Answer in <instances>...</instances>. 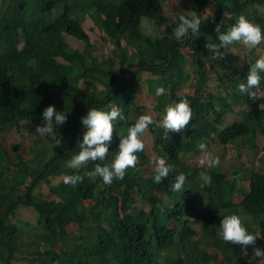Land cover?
Masks as SVG:
<instances>
[{
    "label": "trees",
    "instance_id": "obj_1",
    "mask_svg": "<svg viewBox=\"0 0 264 264\" xmlns=\"http://www.w3.org/2000/svg\"><path fill=\"white\" fill-rule=\"evenodd\" d=\"M168 1L181 6L174 19L165 16ZM259 7L264 8V0H0V264H214L217 252L202 249L200 243L213 236L223 216L233 213L236 195L243 196L240 207L252 218L255 229L249 231L260 235L256 246L262 248L264 169L254 164L246 169L244 192L237 186L239 166L232 174L240 179H231L222 167L183 159L199 153L201 142L221 145L220 152L242 144L258 153L256 138L264 137V96L253 101L236 91L251 67L245 60L235 62L233 50L241 43L221 48L219 56L205 45L209 38L219 43L217 24L226 32L240 15L264 32ZM192 10L202 20L212 16L202 23L199 36L175 40L178 15ZM86 19L111 45L113 61L103 55L102 45L90 43L83 28ZM67 36L83 49L69 45ZM94 49L101 58L93 55ZM184 49L193 58L191 67ZM252 55L253 50L246 58L253 64ZM191 72L196 74L193 82ZM211 77L217 81L215 89L208 86ZM261 77L260 89H254L258 95L264 90V73ZM143 84L156 100L158 117L181 99L192 109L189 125L179 134L170 133L168 140L162 138L160 124L148 126L150 151L174 170L162 183L154 182V165L141 134L145 148L137 153V165L123 180L105 186L88 173L96 163L110 164L120 137L140 115H148L138 102ZM158 86L165 88L164 95L156 96ZM49 105L67 114L66 123L57 127L61 146L54 149L35 131ZM110 105L119 106L125 119L115 122L108 156L79 170L69 168L68 161L79 151L81 117L88 108L107 111ZM236 106L249 109L225 127V116ZM24 129L31 133L29 143L13 141ZM260 156L258 164L264 163V153ZM180 173L187 179L180 191H173ZM64 175L83 180L65 185ZM53 178L58 179L54 184ZM41 184L47 187L46 198L35 194ZM21 207L32 210L34 223L15 220ZM220 252L223 264H252L236 245L226 243Z\"/></svg>",
    "mask_w": 264,
    "mask_h": 264
},
{
    "label": "clouds",
    "instance_id": "obj_2",
    "mask_svg": "<svg viewBox=\"0 0 264 264\" xmlns=\"http://www.w3.org/2000/svg\"><path fill=\"white\" fill-rule=\"evenodd\" d=\"M198 15L197 11H190L185 14H180L177 17V22L173 29L174 39L183 41L192 36H199L201 25L205 22ZM217 32L219 43H207L205 46L208 51L217 53L220 49H227L229 45L240 42L249 48H255L264 41V32L257 24L252 23L244 15L238 16L236 22L226 32L220 31V25L217 24L214 29ZM221 58V57H219ZM261 73H264V55L259 58L249 67L247 73L246 83H239L236 86V91L242 95H247L251 100L264 96V90H260L259 95L254 89H260ZM156 96L165 94V88L158 86L155 90ZM164 116L160 122L163 129L162 138L170 139V133H180L190 123L193 112L187 99H181L179 102L169 104L165 107ZM43 125H37L36 133L45 137L50 142V146L54 149L61 146L62 139L57 136V127L66 123L67 114L62 111H57L54 106L49 105L42 111ZM122 109L116 105H110L109 110H101L97 108H88L87 114L81 117V125L83 127L82 137L78 143L79 151L72 155L68 161V167L79 170L83 165L89 161H104L109 154V145L113 139V132L115 129V122L124 120ZM153 117L150 115H140L134 125L129 127L127 135L121 136L119 140V151L115 154L110 164L96 163L95 168L88 175L98 176L102 179L105 186H110L114 180H123L127 170L134 168L138 161L137 153L142 152L145 144L142 141L141 134L148 130V126L153 123ZM24 136L31 134L24 129ZM201 151V164H207L209 167L219 165V157H215L207 150V145L203 142L197 145ZM174 169L167 163L163 157L157 158L154 161V175L153 180L156 184L162 183L170 172ZM187 177L180 173L175 177V182L172 185L173 191H180L186 181ZM83 177L80 175H64L62 182L65 185L76 186L81 183ZM242 202V201H241ZM240 207V205H239ZM241 208V207H240ZM251 217L243 216L241 214H230L223 216L219 225V236L226 243L238 245L241 249V256H248V249H252V257L259 258V264H264V249L256 246V241L261 238L260 235L250 233L245 227V223L251 222Z\"/></svg>",
    "mask_w": 264,
    "mask_h": 264
},
{
    "label": "rangeland",
    "instance_id": "obj_3",
    "mask_svg": "<svg viewBox=\"0 0 264 264\" xmlns=\"http://www.w3.org/2000/svg\"><path fill=\"white\" fill-rule=\"evenodd\" d=\"M165 10V16L168 19H174L176 17V15L181 12V6L179 4H176L173 1H168V3L165 4L164 7ZM258 10L260 12L264 11L263 7H259ZM169 23V22H167ZM166 26V23H164L160 30L163 31L164 27ZM83 28L85 30V32L88 34L89 39H90V43L92 44V46H96V44H100L102 45V53L103 55L108 58L111 59L113 61V57L110 53L111 50V45L108 43H104L101 40L102 37V33L91 23V21H89V19H86L85 22L83 23ZM66 41L68 42L69 45H71L72 47H77V48H81L83 49V44L78 43V41H75L73 38L71 37H66ZM251 50H253V55L252 58H254V60H256L257 58H259L260 55H264V41L261 42L260 45L256 46L255 48H249L245 45H243L241 43L240 47L237 50H233V54H234V59L235 62L238 61V64L241 65L242 61H246L247 64H249L250 66L252 65V62L249 61V58L246 56H248L251 52ZM184 54H185V58H186V65H191L190 62H192V56L191 53L187 50L184 49L183 50ZM93 55L97 58H101V55L97 52L96 49L93 50ZM185 68V65L183 66ZM191 67V66H190ZM143 75V79L145 78V80L147 79L146 77H148L146 74H142ZM190 79L192 82L195 80L196 78V74L191 72L190 75ZM145 82V81H144ZM192 84L190 82H188V85ZM83 85V84H82ZM215 85H217V81L215 79V77H211V79H209L208 81V86L212 87L214 86L213 89H215ZM184 91H188V87L184 88L182 90ZM190 91V90H189ZM137 94H138V102H140V104H142L145 108H146V114L148 113V115L153 117V121H155L157 124H160L162 117H158L157 113H155V103L156 100L155 98H153V96L148 94V88L146 85L143 84V86L140 87L139 90H137ZM249 107L247 106H236L233 109V112L228 113L225 116V127L231 125L234 121H237L240 119V115L238 112L242 111V110H248ZM29 132V131H28ZM30 133V132H29ZM31 134V133H30ZM31 136V135H30ZM30 136H22L21 138H14L13 141L16 142H22L23 144H28L29 143V137ZM143 138L148 146L147 149V155L152 163V165H154V161L159 158L155 152L150 151V144L152 141V137L151 135L146 131V134L143 133ZM14 142V143H16ZM257 143V147H258V153L257 154H252L251 151H247L248 148L246 146H243L242 144L240 145L239 149H235V150H231L229 148V146L224 150V152H220V150L218 149V146H221L219 144L210 142L207 145V150L212 153L213 156L215 157H219L220 163L219 167H222L223 170L225 172H227L229 174V178H239L238 176L232 174V168L235 166H239L240 168V175H241V179L239 180V182H237V186L243 190L244 192H247V187H248V179H245V171L247 168L251 167V164L257 165V167H262V169H264V163L262 164H258V158H260L261 154L264 153V137H257L256 141ZM153 143V142H152ZM236 152V154H235ZM201 151L199 153H190L187 154L181 158H183L186 161H191L192 162H196L198 164V166L200 165H205L206 168H209V166L207 164H201L200 163V159H201ZM235 155L238 156L235 158ZM193 156V158H192ZM203 174V173H202ZM206 175L203 174V180L206 181ZM58 181V179L53 178L51 180V183L54 184ZM35 194L40 196V197H48V191H47V187L44 184H41L35 191ZM243 196L242 195H236L235 197H233V203L235 204V209L233 211L232 214H241L243 216H248L250 217L246 212H244L239 205L241 204ZM15 220H19L21 223L23 222H31L34 223L36 221V215L32 212L31 209L29 208H24L21 207L18 209V213L16 215ZM14 221V220H13ZM220 225V224H219ZM219 225L217 226L216 230H214V234L211 238L207 239V242L202 241L200 243V247L204 250H207L208 252H213L216 251V261L214 262V264H223V256L222 253L220 252V250L224 247H226V242H224L222 240V238L219 236ZM245 227L247 228V230L249 231L250 229H255L252 219L250 223H245ZM251 232V231H249ZM257 235H259L257 232L255 233ZM196 239V238H194ZM217 239V242H216ZM202 240V239H201ZM209 243V244H207ZM225 244V246L223 247V245ZM238 250L241 252V249L238 245H236ZM261 248V246H260ZM261 249H264V246H262ZM248 256H243L247 261H249L252 264H259V258H253L252 257V249L249 248L248 249ZM17 264H23V263H17ZM211 264V263H208ZM213 264V263H212Z\"/></svg>",
    "mask_w": 264,
    "mask_h": 264
}]
</instances>
